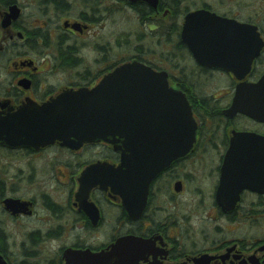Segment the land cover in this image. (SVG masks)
Listing matches in <instances>:
<instances>
[{
    "label": "flooded vegetation",
    "instance_id": "obj_1",
    "mask_svg": "<svg viewBox=\"0 0 264 264\" xmlns=\"http://www.w3.org/2000/svg\"><path fill=\"white\" fill-rule=\"evenodd\" d=\"M0 264H264V0H0Z\"/></svg>",
    "mask_w": 264,
    "mask_h": 264
},
{
    "label": "water",
    "instance_id": "obj_2",
    "mask_svg": "<svg viewBox=\"0 0 264 264\" xmlns=\"http://www.w3.org/2000/svg\"><path fill=\"white\" fill-rule=\"evenodd\" d=\"M154 71H152L148 66L139 63L137 61L123 64L119 68L120 75V102H119V115H120V125L121 131H128V113L129 110L133 107L131 103V91L135 92L136 105L135 107H141L145 109L150 105L146 103V99H160V93L163 92L162 87H153L148 86L147 84L150 82V77H155ZM136 75L141 76L142 79L136 80V87L130 89L128 76ZM83 93L79 92L71 97L75 100H81V96ZM150 94L151 97H150ZM156 94V95H155ZM77 95V96H76ZM72 96V95H71ZM158 107H161V103H158ZM65 115L68 116V120L65 123L71 124V134L62 135L66 141L72 143V145H77L84 140L92 139L97 136L105 135V131L107 128L105 126H109V129L116 125L118 120L114 117V110L116 107L112 105V100L108 102L107 105H96L92 107L84 106V105H71L65 108ZM114 109V110H113ZM185 116V122L187 121L186 117L188 116V112L186 109L183 112ZM187 115V116H186ZM90 116H93L92 118ZM123 116L125 118H123ZM57 133V132H56ZM112 130L109 131V135H111ZM58 136V133L56 134ZM128 137L123 138L124 146H129ZM127 155V154H126Z\"/></svg>",
    "mask_w": 264,
    "mask_h": 264
}]
</instances>
